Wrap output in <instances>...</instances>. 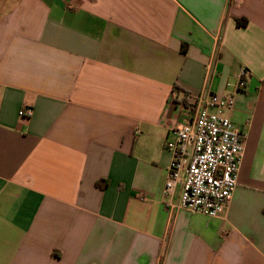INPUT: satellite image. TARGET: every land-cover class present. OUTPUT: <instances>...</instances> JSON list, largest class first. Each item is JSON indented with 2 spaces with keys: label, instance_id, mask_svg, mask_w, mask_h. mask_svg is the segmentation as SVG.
<instances>
[{
  "label": "crops",
  "instance_id": "0c3cea01",
  "mask_svg": "<svg viewBox=\"0 0 264 264\" xmlns=\"http://www.w3.org/2000/svg\"><path fill=\"white\" fill-rule=\"evenodd\" d=\"M203 91L247 133L218 218L164 194ZM0 264H264V0H0Z\"/></svg>",
  "mask_w": 264,
  "mask_h": 264
},
{
  "label": "built area",
  "instance_id": "2783aa9c",
  "mask_svg": "<svg viewBox=\"0 0 264 264\" xmlns=\"http://www.w3.org/2000/svg\"><path fill=\"white\" fill-rule=\"evenodd\" d=\"M248 74L241 70L240 87L245 86ZM179 101L188 113L175 130V138L165 143L171 163L164 194L171 199L182 182L179 208L218 218L239 186L247 133L227 114L235 106L233 96L184 92ZM19 115L29 119L33 110L24 107Z\"/></svg>",
  "mask_w": 264,
  "mask_h": 264
},
{
  "label": "trees",
  "instance_id": "16d2710c",
  "mask_svg": "<svg viewBox=\"0 0 264 264\" xmlns=\"http://www.w3.org/2000/svg\"><path fill=\"white\" fill-rule=\"evenodd\" d=\"M238 26L245 27L247 25L246 21H237ZM185 49H183V53H185Z\"/></svg>",
  "mask_w": 264,
  "mask_h": 264
}]
</instances>
